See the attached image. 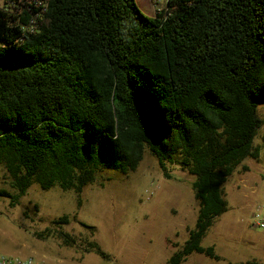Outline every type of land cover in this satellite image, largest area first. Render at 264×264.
<instances>
[{"label":"trees","instance_id":"obj_1","mask_svg":"<svg viewBox=\"0 0 264 264\" xmlns=\"http://www.w3.org/2000/svg\"><path fill=\"white\" fill-rule=\"evenodd\" d=\"M37 24L21 31L0 10V167L13 191L0 197L13 207L33 182L80 193L100 168L136 169L147 147L165 178L170 165L193 176L198 202L167 264L219 258L202 238L225 211L224 183L260 151L264 0H169L154 17L135 0H49ZM85 250L109 259L93 240Z\"/></svg>","mask_w":264,"mask_h":264},{"label":"rangeland","instance_id":"obj_2","mask_svg":"<svg viewBox=\"0 0 264 264\" xmlns=\"http://www.w3.org/2000/svg\"><path fill=\"white\" fill-rule=\"evenodd\" d=\"M135 1L149 17L166 8L162 0ZM256 112L261 124L253 144L259 155L245 159L228 177L225 211L201 241L219 258L193 252L180 264L264 263V230L251 225L254 210L264 204V104ZM168 172L165 178L145 147L136 169L100 168L80 193L33 182L13 207L0 197V253L44 257L50 264H167L194 227L198 210L193 176L178 165L168 166ZM0 188L13 192L1 167ZM61 217L69 222L54 223ZM64 234L76 245H68ZM91 240L109 259L85 250Z\"/></svg>","mask_w":264,"mask_h":264},{"label":"built area","instance_id":"obj_3","mask_svg":"<svg viewBox=\"0 0 264 264\" xmlns=\"http://www.w3.org/2000/svg\"><path fill=\"white\" fill-rule=\"evenodd\" d=\"M49 0H0V10L12 12L16 15V20L21 31H34L37 29L38 21L43 19L47 10ZM150 2H158L159 0H149ZM167 2L169 0H162ZM166 8H162L157 12H163ZM26 12V14L24 13ZM156 12V13H157ZM155 13V14H156ZM23 16V17H22ZM24 18V22L20 19ZM19 20V21H18ZM251 225L257 229L264 230V204L258 206L253 212V222ZM0 264H50L46 258L34 255H7L0 253Z\"/></svg>","mask_w":264,"mask_h":264}]
</instances>
